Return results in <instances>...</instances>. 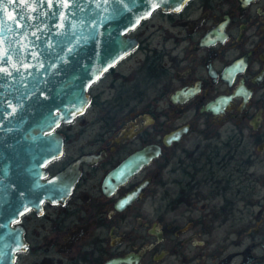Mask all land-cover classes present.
Segmentation results:
<instances>
[{
	"label": "flooded vegetation",
	"instance_id": "flooded-vegetation-1",
	"mask_svg": "<svg viewBox=\"0 0 264 264\" xmlns=\"http://www.w3.org/2000/svg\"><path fill=\"white\" fill-rule=\"evenodd\" d=\"M127 35L138 44L61 123L64 152L44 179L98 157L80 162L67 195L20 216L17 264H264V0L158 7Z\"/></svg>",
	"mask_w": 264,
	"mask_h": 264
},
{
	"label": "water",
	"instance_id": "water-1",
	"mask_svg": "<svg viewBox=\"0 0 264 264\" xmlns=\"http://www.w3.org/2000/svg\"><path fill=\"white\" fill-rule=\"evenodd\" d=\"M187 1L0 0V264H17L25 245L20 216L67 195L80 162L98 157L83 154L44 179L47 164L64 152L61 123L85 111L91 83L138 44L129 30L155 8ZM186 130L178 127L166 140ZM159 151L154 145L130 155L114 176L124 180Z\"/></svg>",
	"mask_w": 264,
	"mask_h": 264
},
{
	"label": "rangeland",
	"instance_id": "rangeland-1",
	"mask_svg": "<svg viewBox=\"0 0 264 264\" xmlns=\"http://www.w3.org/2000/svg\"><path fill=\"white\" fill-rule=\"evenodd\" d=\"M222 137H223V138H226V133H225V132L222 133ZM234 142H235V141H234ZM178 163H179V160H178V159L173 160V165H172V167H174L175 165H176V167H177L175 171H181V170L179 169L178 165H177ZM252 172L255 173V174H257V172H259V171H252ZM174 175L177 176L178 174H177V173H176V174L171 173V177H173ZM257 195H258L257 192H255L254 194L251 193V196H252L253 198H256Z\"/></svg>",
	"mask_w": 264,
	"mask_h": 264
}]
</instances>
